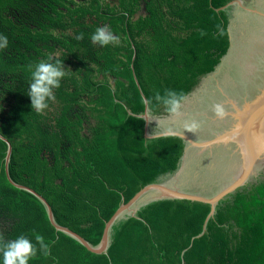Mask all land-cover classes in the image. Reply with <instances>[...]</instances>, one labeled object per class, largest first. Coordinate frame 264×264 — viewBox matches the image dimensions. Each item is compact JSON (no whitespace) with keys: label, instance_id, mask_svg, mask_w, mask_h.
<instances>
[{"label":"water","instance_id":"water-1","mask_svg":"<svg viewBox=\"0 0 264 264\" xmlns=\"http://www.w3.org/2000/svg\"><path fill=\"white\" fill-rule=\"evenodd\" d=\"M6 5L35 193L9 181L36 196L46 264H264V0ZM105 25L119 44L91 43ZM49 55L66 75L37 113Z\"/></svg>","mask_w":264,"mask_h":264},{"label":"trees","instance_id":"trees-1","mask_svg":"<svg viewBox=\"0 0 264 264\" xmlns=\"http://www.w3.org/2000/svg\"><path fill=\"white\" fill-rule=\"evenodd\" d=\"M0 34L9 41L0 50V245L24 235L37 248L29 264H46L35 240L42 236L36 196L11 183L35 193L6 0H0ZM8 144L11 152L5 164Z\"/></svg>","mask_w":264,"mask_h":264},{"label":"clouds","instance_id":"clouds-1","mask_svg":"<svg viewBox=\"0 0 264 264\" xmlns=\"http://www.w3.org/2000/svg\"><path fill=\"white\" fill-rule=\"evenodd\" d=\"M202 35L204 33H201ZM77 40H83L84 35L81 33L76 37ZM91 43L106 47L110 44H119V37L113 34L110 28L105 25L98 27L91 35ZM9 45L7 36L0 34V50L6 49ZM65 66L60 60L53 62V57L49 55L47 60H41L34 66H31V82L28 86L27 95L31 100V108L37 113H43L49 107V101H55L54 90L60 87L61 80L65 77ZM154 100L161 104L171 118H179L183 116V106L187 102V96L183 92L175 90H166L164 95L156 93ZM145 106H151L152 99L145 98L143 100ZM212 111L219 119H224L227 112L220 103L212 106ZM187 132L195 133L201 123L195 119L186 120L183 124ZM153 132L150 133V136ZM164 135H174L171 131ZM35 240L39 245V251L44 255H50L49 244L45 243L41 235H36ZM37 248L32 241L20 235L16 239L3 242L0 245V255H2L3 264H29L30 260L36 256Z\"/></svg>","mask_w":264,"mask_h":264}]
</instances>
